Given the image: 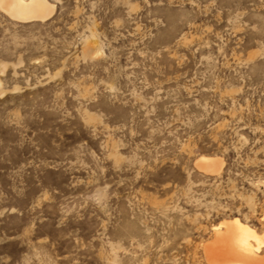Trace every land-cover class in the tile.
Masks as SVG:
<instances>
[{
    "label": "rangeland",
    "instance_id": "rangeland-1",
    "mask_svg": "<svg viewBox=\"0 0 264 264\" xmlns=\"http://www.w3.org/2000/svg\"><path fill=\"white\" fill-rule=\"evenodd\" d=\"M47 1L0 11V264H209L221 221L261 234L264 0Z\"/></svg>",
    "mask_w": 264,
    "mask_h": 264
},
{
    "label": "bare ground",
    "instance_id": "bare-ground-1",
    "mask_svg": "<svg viewBox=\"0 0 264 264\" xmlns=\"http://www.w3.org/2000/svg\"><path fill=\"white\" fill-rule=\"evenodd\" d=\"M0 11L17 22L45 21L52 16L54 5L47 0H0ZM221 164L215 157L194 161L206 174L218 173ZM202 248L209 264H264V230L257 234L237 218L223 220Z\"/></svg>",
    "mask_w": 264,
    "mask_h": 264
}]
</instances>
